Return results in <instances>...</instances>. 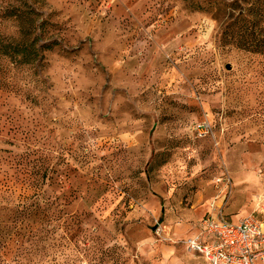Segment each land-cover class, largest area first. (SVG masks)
Masks as SVG:
<instances>
[{"label": "rangeland", "instance_id": "obj_1", "mask_svg": "<svg viewBox=\"0 0 264 264\" xmlns=\"http://www.w3.org/2000/svg\"><path fill=\"white\" fill-rule=\"evenodd\" d=\"M244 17L264 38V0H0V50L17 44L0 264H205L185 246L205 216L264 224V53Z\"/></svg>", "mask_w": 264, "mask_h": 264}, {"label": "built area", "instance_id": "obj_2", "mask_svg": "<svg viewBox=\"0 0 264 264\" xmlns=\"http://www.w3.org/2000/svg\"><path fill=\"white\" fill-rule=\"evenodd\" d=\"M196 128L200 136L211 132L205 123ZM197 232L185 241V246L210 264H258L264 260V224L255 215L230 222L221 213L209 214Z\"/></svg>", "mask_w": 264, "mask_h": 264}, {"label": "trees", "instance_id": "obj_3", "mask_svg": "<svg viewBox=\"0 0 264 264\" xmlns=\"http://www.w3.org/2000/svg\"><path fill=\"white\" fill-rule=\"evenodd\" d=\"M258 17L255 18H243L241 19L242 27L239 31L242 33V40H244V48L253 53H264V38L258 36L256 26L259 23ZM244 27V29H242ZM50 48L49 45L43 48ZM24 51V50H23ZM0 52L4 55L10 56L11 58H17V44L16 42H9L6 45H2ZM36 51V55H37ZM32 57V56H31ZM36 58V57H34Z\"/></svg>", "mask_w": 264, "mask_h": 264}, {"label": "crops", "instance_id": "obj_4", "mask_svg": "<svg viewBox=\"0 0 264 264\" xmlns=\"http://www.w3.org/2000/svg\"><path fill=\"white\" fill-rule=\"evenodd\" d=\"M241 218H238V219H234V218H232V219H227V220H229L230 222H237L238 220H240ZM198 257L200 258V259H202V261L203 262H205V264H210L205 258H204V256L202 257L201 255H198ZM264 263V260L262 261V260H259L258 261V264H263Z\"/></svg>", "mask_w": 264, "mask_h": 264}, {"label": "water", "instance_id": "obj_5", "mask_svg": "<svg viewBox=\"0 0 264 264\" xmlns=\"http://www.w3.org/2000/svg\"><path fill=\"white\" fill-rule=\"evenodd\" d=\"M229 70H231V67H230V65L229 64H227V66H226Z\"/></svg>", "mask_w": 264, "mask_h": 264}]
</instances>
